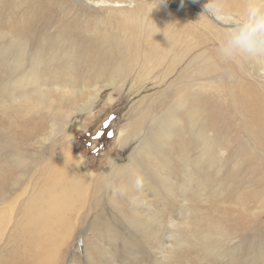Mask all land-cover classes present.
Wrapping results in <instances>:
<instances>
[{
	"label": "rangeland",
	"instance_id": "374dc122",
	"mask_svg": "<svg viewBox=\"0 0 264 264\" xmlns=\"http://www.w3.org/2000/svg\"><path fill=\"white\" fill-rule=\"evenodd\" d=\"M107 1L0 0V202L12 210L0 222L23 220L29 173L69 134L87 202L65 216L51 264H264V56L226 60L236 27L188 0ZM219 2L210 14L230 24L262 0Z\"/></svg>",
	"mask_w": 264,
	"mask_h": 264
},
{
	"label": "bare ground",
	"instance_id": "6f19581e",
	"mask_svg": "<svg viewBox=\"0 0 264 264\" xmlns=\"http://www.w3.org/2000/svg\"><path fill=\"white\" fill-rule=\"evenodd\" d=\"M88 1L91 6H105L107 4L114 3L108 2L107 0ZM197 2L200 3L199 1ZM202 6L204 7L203 4ZM207 16H209L211 19L214 18L213 16V18L211 17L210 13ZM153 41L154 37L152 35H148L144 44L148 46L149 49L146 53V57H153L156 55V53L153 54L154 48L156 49V52H161V50L158 48L159 44H152ZM162 59H165V57ZM21 62L22 58H18L14 61V64L17 67L18 63L21 64ZM162 62L163 60L156 59V61L153 62V65L154 67H158L162 64ZM165 70H167V68ZM30 73L35 74L36 71L32 70ZM112 82L113 81L108 80L106 83L101 85V87H97V85H95L94 94H92L90 100L99 97L101 90L103 88L112 86ZM27 86L28 83L21 80L17 81L16 87H23V90L26 91ZM63 86H65V84ZM43 97L44 96L42 92L35 96V98L31 97L27 99L29 102H31L29 109L35 105H39ZM245 110L247 115L251 116L248 105L245 106ZM56 129V123H53L51 125V132L48 134V136L44 138L42 136L41 138H50ZM65 135V137H63L64 142H60L56 148V151L49 159L45 161L46 164L41 168L33 169V171H31L28 175L26 186L24 188V192L27 191V196L22 204L23 206L21 209H18V213H20L19 215H21L23 220L17 221L9 219L7 222H0V242H2V245H0V264H51V262L47 260L48 252L51 249V242L56 238L58 231H61L64 227L65 216L77 214H73L71 210L74 207L83 208L80 206V204L87 202L85 200H81V198H83L84 193L86 194L87 188L84 186V184L86 183L85 180L88 178L86 176L88 174V170L83 168L81 160L77 161L78 158L76 157V149L72 145L70 135ZM143 143V145L141 144L143 147H139V149L144 151L149 157L152 158V152L149 150L155 148L154 144L148 139H144ZM167 145L168 143L163 147V149ZM144 147L147 150H145ZM16 156L17 155L13 154L14 158ZM133 165L134 163L131 159L127 164L126 171H129ZM137 169L139 170V168H136V170ZM114 171L115 170H113V172ZM130 175L134 177V180L141 178V174L140 176L135 175V172H130ZM133 181H131L128 186H131ZM92 188L93 192L91 194V199H89L90 204L87 210L88 212L92 209V204L97 198L95 195V190L97 189L96 187ZM3 202L4 201L0 202V205ZM16 203L17 200L15 199L14 202H9V205L13 207L16 205ZM0 211L12 213L11 209L4 210L2 205L0 206ZM88 212L85 213L86 216L88 215ZM9 223L11 224V227L7 228ZM6 228L7 231L9 229L10 230L7 233L8 235L6 236V241L4 244L3 239L5 236L4 238L1 236L2 231H4ZM19 241L25 244V246H20L18 244Z\"/></svg>",
	"mask_w": 264,
	"mask_h": 264
},
{
	"label": "clouds",
	"instance_id": "9594fccd",
	"mask_svg": "<svg viewBox=\"0 0 264 264\" xmlns=\"http://www.w3.org/2000/svg\"><path fill=\"white\" fill-rule=\"evenodd\" d=\"M204 7L206 14H221L224 10L219 0H212L210 5ZM246 17V21L229 32L219 45V52L224 54L226 60L264 56V0L261 4L250 3Z\"/></svg>",
	"mask_w": 264,
	"mask_h": 264
},
{
	"label": "water",
	"instance_id": "95a60500",
	"mask_svg": "<svg viewBox=\"0 0 264 264\" xmlns=\"http://www.w3.org/2000/svg\"><path fill=\"white\" fill-rule=\"evenodd\" d=\"M187 3H195V4H197V5H199L200 7H201V9H203L204 10V12L206 13V11H205V9H204V7L202 6V4L201 3H198L196 0H188V1H186L184 4H187ZM178 6H181V5H176L175 7H178ZM207 15H209V14H207ZM212 17V16H211ZM213 18V17H212ZM214 19V18H213ZM214 21L218 24V25H220L221 27H226V28H231V27H237V26H239L241 23H236V24H223V23H220L218 20H216V19H214Z\"/></svg>",
	"mask_w": 264,
	"mask_h": 264
},
{
	"label": "snow or ice",
	"instance_id": "6c2138e0",
	"mask_svg": "<svg viewBox=\"0 0 264 264\" xmlns=\"http://www.w3.org/2000/svg\"><path fill=\"white\" fill-rule=\"evenodd\" d=\"M107 126V124H105V127ZM103 133H97V138L102 135ZM109 135H111V133H109Z\"/></svg>",
	"mask_w": 264,
	"mask_h": 264
}]
</instances>
